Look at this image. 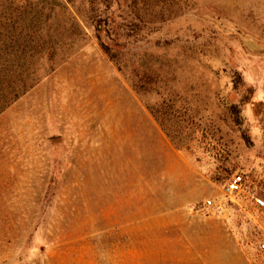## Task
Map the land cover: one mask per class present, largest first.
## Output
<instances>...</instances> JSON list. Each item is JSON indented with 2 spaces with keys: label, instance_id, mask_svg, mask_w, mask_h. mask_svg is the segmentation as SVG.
Returning a JSON list of instances; mask_svg holds the SVG:
<instances>
[{
  "label": "rangeland",
  "instance_id": "rangeland-1",
  "mask_svg": "<svg viewBox=\"0 0 264 264\" xmlns=\"http://www.w3.org/2000/svg\"><path fill=\"white\" fill-rule=\"evenodd\" d=\"M9 2L0 264H264V0Z\"/></svg>",
  "mask_w": 264,
  "mask_h": 264
},
{
  "label": "trees",
  "instance_id": "trees-1",
  "mask_svg": "<svg viewBox=\"0 0 264 264\" xmlns=\"http://www.w3.org/2000/svg\"><path fill=\"white\" fill-rule=\"evenodd\" d=\"M114 1L116 0H90L93 19L99 18L106 25H109V23L115 21L117 16L124 18L125 16L121 11L117 15V10H114ZM22 15L19 6L15 8L14 4L10 3L9 0H0V114L27 91L22 73H20L23 71L25 63L21 60L23 56H21L17 34ZM50 18L51 16L49 15L47 21ZM130 26L138 27L135 20L131 21ZM99 39L106 54L110 56L112 61L119 63L117 53L114 51V46H119V39L110 38L109 42L103 41L101 37ZM52 58L53 55H51V60ZM136 89L138 90L137 87ZM143 90V87H141V91ZM163 105L162 109L168 106L166 102ZM148 109L160 124L167 137L175 143V138L167 127L168 120L165 117L166 113L161 108L148 107Z\"/></svg>",
  "mask_w": 264,
  "mask_h": 264
},
{
  "label": "built area",
  "instance_id": "built-area-1",
  "mask_svg": "<svg viewBox=\"0 0 264 264\" xmlns=\"http://www.w3.org/2000/svg\"><path fill=\"white\" fill-rule=\"evenodd\" d=\"M242 181H243L242 177L234 178L232 181L229 182L227 192L230 195H233L234 193L239 192L241 190ZM261 204H264V203H261ZM207 206L212 207L214 206V203L212 201H208Z\"/></svg>",
  "mask_w": 264,
  "mask_h": 264
}]
</instances>
